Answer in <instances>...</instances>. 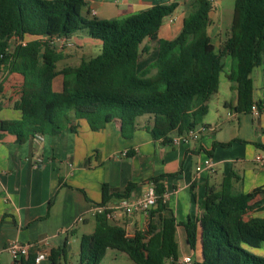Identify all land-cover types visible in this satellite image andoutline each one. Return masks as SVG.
I'll use <instances>...</instances> for the list:
<instances>
[{"label":"trees","instance_id":"16d2710c","mask_svg":"<svg viewBox=\"0 0 264 264\" xmlns=\"http://www.w3.org/2000/svg\"><path fill=\"white\" fill-rule=\"evenodd\" d=\"M84 4L87 0H0V70L22 79L12 102L20 116L0 120V132L11 133L22 143L37 134L76 132L80 120L98 131L117 119L122 137L130 138L138 127L137 118L147 116L144 127L152 138L171 142V136L206 126L201 121L209 98L218 90L226 56L231 59L226 77L236 99L224 106L239 114L260 105L254 101L251 75L259 67L264 88V0H234L228 34L218 47L208 32L212 0H189L172 39L158 34L165 17L176 12V0L111 19L82 15ZM78 31L99 41V53L76 66L57 68L64 57L56 49L57 40L78 37ZM16 38L20 42L10 46ZM147 39L156 40V56L138 69L139 56L150 51L143 44ZM57 74L63 77L59 92L52 90ZM231 176L224 177L221 188H207L197 222L183 225L189 248L199 247V260H191L194 263L264 264V257L244 246L256 248L264 242V217L246 215L251 209H264V198L253 201L264 185L249 192L234 191ZM162 177L150 179L158 198L149 210L146 228L130 236L110 221L109 210L95 213L93 231L80 237L77 264H98L108 248L126 253L134 264H177V222L172 215H163ZM133 186L128 183L122 193H111L103 184L97 205L129 197ZM61 251L66 252L63 247L52 248L47 258L56 264ZM34 258L28 254L20 264H35Z\"/></svg>","mask_w":264,"mask_h":264},{"label":"crops","instance_id":"0c3cea01","mask_svg":"<svg viewBox=\"0 0 264 264\" xmlns=\"http://www.w3.org/2000/svg\"><path fill=\"white\" fill-rule=\"evenodd\" d=\"M159 1L163 0H120L124 5L120 13H135ZM101 2L87 0L89 9L95 11L93 16L97 15L95 5ZM168 21H164L158 37L172 39L168 37L172 31L180 30L182 19L178 24ZM144 59L139 56L138 69L153 60L143 62ZM251 76L254 101L260 103L256 105L258 111L238 114L225 107V102L234 104L236 99L229 82V95H220L219 87L211 95L215 99L207 102V113L201 121L205 129L197 140L189 142L154 140L144 127L149 121L147 116L137 118L138 127L130 138L122 137L117 119L98 131L80 120L76 132L64 129L58 135H43L41 140L30 137L22 143L13 134L0 132V264H20L6 250L11 240L27 244L33 255L63 247L66 252L61 251L56 264H77L79 244L74 250L72 243L93 231L92 208L101 201L102 185L107 184L111 193H122L128 183H133L129 197L137 198L152 184L150 179L159 175H163L159 179L164 189L163 215H172L177 222L178 258L199 260V247L189 248L183 225L188 220L197 222L207 188H221L224 177L231 174L229 181L234 191L249 192L264 185V88L260 68ZM21 80L16 73L0 70V120L19 118L12 102ZM207 158L213 161L214 172H197L196 165ZM262 198L264 191L258 192L253 201ZM246 215L264 217V209H251ZM110 221L133 236L146 228L148 214L113 209ZM39 264L53 262L46 258Z\"/></svg>","mask_w":264,"mask_h":264},{"label":"rangeland","instance_id":"374dc122","mask_svg":"<svg viewBox=\"0 0 264 264\" xmlns=\"http://www.w3.org/2000/svg\"><path fill=\"white\" fill-rule=\"evenodd\" d=\"M103 2L97 3L95 5L96 10V18L99 19H111V18H122L126 16V14L120 13V9L124 7V5L119 2L120 0H102ZM164 2H170L171 0H163ZM159 1V2H163ZM179 2V6L176 9V12L168 17H165L164 21H168L169 17L172 19L169 24L174 23L177 24L179 20L187 13L189 9V0H176ZM213 9L210 13L211 23L209 25V34L212 38V41L216 47L220 45V43L224 40L226 35L228 34V29L232 20L233 15V6L234 0H212ZM89 3L84 4L81 8L82 15L87 17H93L92 14H87V10L89 8ZM174 26V25H173ZM177 33L175 30L172 31L169 38H173ZM78 37H72L70 39L60 40L56 43V49L61 51L64 54V57L56 63L57 68H62L65 65L76 66L79 64L81 59H89L95 55H97L100 51V43L99 41L90 38L86 35L85 31H78ZM10 46H13L14 41L10 40ZM146 43L150 46V51L147 54H142V58L145 59L143 62H148L154 58L155 48L157 45L156 40H145L143 44ZM142 44V45H143ZM224 68L220 73V85H219V94L220 95H229V89L227 87L230 82L226 77V73L229 71L231 66L230 57L226 56L223 58ZM141 66V61L138 64V68ZM155 69H151V73L154 72ZM62 80L63 77L61 74H57L52 79V90L59 92L62 88ZM214 97V95H213ZM215 98H209V104ZM208 104V105H209ZM223 108V106H222ZM224 110V108H223ZM6 111V110H4ZM233 121H231L232 123ZM236 124V121L233 122ZM74 237V236H72ZM79 244V239H76L72 243V249L75 250L76 246ZM246 247V245H244ZM68 249V245H67ZM247 249V248H246ZM249 250V249H248ZM253 254L257 256L264 257V242L261 243L258 247L249 250ZM75 258V257H74ZM62 264V263H61ZM68 264V263H67ZM98 264H134L127 256L126 253L122 251H118L115 249L108 248L105 251L104 256Z\"/></svg>","mask_w":264,"mask_h":264},{"label":"built area","instance_id":"2783aa9c","mask_svg":"<svg viewBox=\"0 0 264 264\" xmlns=\"http://www.w3.org/2000/svg\"><path fill=\"white\" fill-rule=\"evenodd\" d=\"M91 14H95V11L91 9ZM172 19H169V22ZM13 40V39H12ZM64 40V39H61ZM15 42H20L19 39L16 38V40H13ZM60 40L58 39L57 42ZM23 43V42H22ZM258 111L257 106L254 104L251 106V112L256 113ZM233 114V112L228 113ZM205 126H197L191 129H188L182 134L175 135L172 137L171 142H189L190 140H197L201 134L202 131H204ZM34 139L41 140L43 138V135H35L33 137ZM123 154H126L125 152ZM260 159V157H257ZM196 171H201L202 169H206L209 172H214L215 165L213 161L210 158H207L203 161L202 164H197L195 167ZM164 195L162 196V198ZM158 195L155 192V188L153 184H149L141 196L137 198H130V197H122L119 199L112 200L105 205H95L92 208V214L99 213L101 211H104V209L109 210V212L106 213L107 217L110 219L112 217V210L113 209H119L123 213L126 214H132V213H143L148 214L151 207H153L156 204ZM128 234V233H127ZM129 235V234H128ZM6 250L11 255V257L15 260H20L21 258L27 256L29 254V248L27 244L20 243L15 240H11L6 245ZM48 255V252L46 250H40L37 251L35 254L34 262L35 264H39L42 260L46 259ZM177 264H192L191 257L185 256L182 258H178L176 261Z\"/></svg>","mask_w":264,"mask_h":264}]
</instances>
